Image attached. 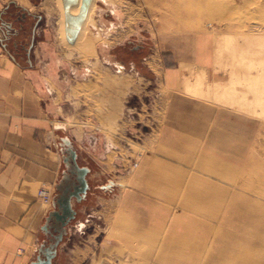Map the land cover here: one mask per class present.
I'll list each match as a JSON object with an SVG mask.
<instances>
[{"label": "rangeland", "instance_id": "rangeland-1", "mask_svg": "<svg viewBox=\"0 0 264 264\" xmlns=\"http://www.w3.org/2000/svg\"><path fill=\"white\" fill-rule=\"evenodd\" d=\"M32 1L33 12L39 14L43 21L47 20L49 34L54 37L61 58L59 67L53 73L59 82L62 79L60 71L63 72L65 81L54 84L50 79L48 83L51 89L57 91L59 102H64L70 115L72 124L67 126L68 132L64 136L69 137L77 152L82 154L80 165L92 170L88 177L90 191L87 199L80 204L74 203L76 220L68 226L54 264H210L220 262L225 254L224 246L230 245L235 249L231 257L238 263L247 259L251 264H260L259 260L264 264V218L242 215L246 209L256 210L264 205V201L263 204L254 203L255 194H264V128L260 130L258 126V123H264V115L260 113L263 109L252 105L248 107L247 104L245 107L232 106L219 94L229 85L228 63L233 50L238 57L247 56L250 59L260 58L264 50L250 53L247 47L246 51L237 46L230 47V50L224 45L220 49V61L215 58L217 39L237 40L240 44L249 37L263 41L264 0H215L217 8L201 11V21L176 18L175 23L167 20L171 16L164 3L167 0H109L107 4L101 0L92 1L88 9L90 13H86L84 21L88 36L96 39V49L94 56L87 59L79 58L78 52L70 50L75 43L71 45L67 42L65 28L61 27L62 0ZM187 2L175 0V5L182 8V4ZM209 23L212 25L208 26ZM204 31L207 35H200ZM205 36L206 41H202ZM199 42H204L206 46L208 61L197 51L199 47L203 48ZM190 50L193 53L187 55V60L200 76L205 92L202 99L217 108L231 107V112L246 116L248 123L241 126L246 133L238 134L239 138L233 144L247 147L248 161L231 167L229 171L218 172L213 171L210 165H199L200 154L192 157L193 165L175 162L168 157L157 158L175 164L180 170H191L184 175L178 174V177L174 176L173 169L166 170L165 165L156 170L160 175L155 184L156 192L172 201L171 204L139 187L140 180L135 175L147 158L145 155L153 148L166 115L168 89L162 81L165 67L181 64ZM71 53L73 56L69 57ZM173 54L180 58L178 62L172 61ZM188 69L190 66H187ZM61 86H65V94L59 88ZM234 90L237 96L253 100V94L247 91L245 85L236 83ZM64 95L65 101H61ZM74 127L83 133L88 153L77 147ZM192 159L188 161L192 163ZM220 159L228 161L231 156H221ZM214 172L223 174L226 181L215 176ZM188 175L210 179L211 186L200 183L197 188L206 190L215 185L218 196L211 200L217 202L191 207L190 200L184 199L186 187L179 184L180 179L183 183L184 176ZM109 181L118 184L117 187L102 190L100 187ZM129 181L132 191L143 194L151 203L159 202L161 207L153 204L154 208L150 207L151 216L145 219L146 225L150 226L137 229L140 217L146 215L139 214L134 209L137 204L130 200L125 215L131 227L117 231L114 224L116 226L118 221L114 219L120 197ZM260 182L262 188L259 187ZM230 209L231 218L229 216L228 221L226 215ZM165 213L164 226L162 216ZM191 221L194 222L191 230L174 234L176 222ZM232 231L237 236L234 239L229 237ZM136 234H142L145 240L137 242L132 237ZM154 234L160 236L158 246L154 245L159 243L153 240ZM250 240L259 242L263 247L252 244ZM166 248H173V252L164 258L161 253L164 255L163 249ZM213 256L217 261L211 260ZM159 257L164 260L159 261Z\"/></svg>", "mask_w": 264, "mask_h": 264}, {"label": "crops", "instance_id": "crops-1", "mask_svg": "<svg viewBox=\"0 0 264 264\" xmlns=\"http://www.w3.org/2000/svg\"><path fill=\"white\" fill-rule=\"evenodd\" d=\"M32 2L0 0V264H29L35 259L43 239L41 228L52 211V207L38 198V192L42 188H48L54 198L55 184L64 170L60 142L64 133L68 132L67 126L72 124L64 102H59L57 91L51 89V84L48 83L50 79L54 84L65 81L63 72L60 71L62 79L59 82L53 73L59 67L61 58L58 56L54 37L49 34L47 20L43 21L39 14L33 12ZM205 47L203 45L197 51L208 61ZM187 52L181 64L165 67L162 81L168 89L166 115L153 148L145 155L147 158L140 164L135 175L140 180L139 187L171 204L172 201L156 192V185L149 180V175L157 167L164 165L175 167L176 177L189 170H180L175 164L157 158L168 157L175 162L193 165L192 157L201 153L228 156L221 150L225 136L230 138L232 146H239L234 145L233 141L239 138L238 134L246 133L241 126L248 123L246 118L234 120L233 117H228L219 112L211 102L187 91L188 84L197 82L201 86L200 76L187 60V55L193 51ZM171 57L174 58L173 62L180 59L176 58V54ZM187 66L190 69L187 70ZM64 87H59L63 94L66 92ZM61 101H65V95ZM230 123L238 127L232 129L229 127ZM226 125V135L217 133L218 129L225 128ZM74 131L77 147L88 153L87 145L82 139L83 133L76 127ZM92 140L97 142L94 137ZM179 147L180 150L177 149ZM214 149L219 152H213ZM78 155L81 159L82 154ZM171 155L180 156L183 161L176 160ZM189 158L192 163L188 161ZM166 170L172 169L170 167ZM131 184L129 181L120 197L114 219L118 221L116 226L114 224L117 231L131 227L128 216L126 219L125 215L130 200L137 204V207H133L139 214L146 215L140 217L137 229L150 226L146 225L145 219L151 216L150 207L153 204L161 207L159 202L151 203L143 194L132 191ZM166 216V213L162 216L163 222ZM132 237L137 242L144 239L142 234ZM154 239L159 241L154 244L158 246L161 243L160 236L154 234ZM20 251L22 252L18 254Z\"/></svg>", "mask_w": 264, "mask_h": 264}, {"label": "bare ground", "instance_id": "bare-ground-1", "mask_svg": "<svg viewBox=\"0 0 264 264\" xmlns=\"http://www.w3.org/2000/svg\"><path fill=\"white\" fill-rule=\"evenodd\" d=\"M47 1H50V0H47ZM92 1H94L96 3V1H99V0H92ZM101 1L104 2L105 4H107L109 0H101ZM187 1L188 2L186 4L185 3L182 4L183 5V6H181L182 8H180V5L179 6H176L175 5V0H174V2H172L171 0H167V2H164L163 1L165 3V5L169 8L168 11H171V16L169 15L168 18H167V20H168L169 23H171V22L175 23L176 18L177 19H180L181 21H196V22H199V21L202 20V17H203V15L200 13L201 11H203V10L204 11L205 10L206 11H209V10H212V9H216L217 6H218V4H217L218 2L215 1V0H187ZM80 4H81V0H80ZM80 4L78 6H75V7H72L71 8V10H70L71 11V14L77 15L79 13ZM87 12H88L87 15H89V13H90L89 10ZM59 18L61 19V21H60L61 27L63 26L65 28V14H64L63 3H62V10H60V16H59ZM88 21L90 22V20H88ZM211 25H212L211 23L208 24V26H211ZM86 27H87L86 21H84L82 23V25H81L80 32L78 34V37L76 39V42H75L74 46L73 47L70 46V50L73 51V52H78L79 53V58H83V59H87L88 57L94 56V52H95V49H96V46H95L96 45V43H95L96 42V39H93L90 36H88ZM200 35H207V33L206 32L205 33H201ZM205 40L206 39L204 38V40H202V41H205ZM247 40L244 39L243 42H241V44H242L241 45L240 42H238L237 40H235V41H233V40L224 41L223 39H217L215 41V46H216V50H217V54H216V57L215 58H216L217 62L220 61V58H221V56H220V49L224 45L226 46V48H229V49H230V47H236V46L237 47H243V49L245 51H246V48L245 47H247V49L249 50L250 53H253V52H256V51L261 52L262 50H264V42H263L264 39L262 41V40H259V39H255V38L249 37V38H247ZM247 42H249L248 45L246 44ZM199 43H202V42H199ZM234 52H235V50H233V52L230 53L229 57L231 59L229 60L230 62L228 61L229 62L228 63V66H230V80H229V85L227 87H225V85H223L225 88L223 87L224 90H222V93L221 92L219 93L220 96H221L220 98L226 99L228 101V104H230L232 106L239 105V107H242L244 105V107H245L246 104H247V106L249 105L248 107H250L252 105L253 107L261 108V109H263V111L260 112V113H261V115H264V58H263L264 54H262L261 57L258 58V59H255V58L250 59L247 56H246V58L238 57L236 54H234ZM71 56H73V53H71L69 55V57H71ZM250 64H251V66H250ZM219 83H221V82H219ZM236 83L243 84V85H245L247 87V91L249 93H252L253 94V100L252 101H250V99L246 98L247 96H245V97H239V96L236 95V92L234 90V87H235ZM201 86H202V84H201ZM201 86H199L197 82L196 83L194 82L193 84H188V87H187L188 90L187 91L190 92V93H192V95H195L197 97H201L202 98V96L205 94V92L202 90ZM239 95H240V93H239ZM219 106H220V103H219ZM230 108L229 109H225V108H219V107L217 108L216 107V109H218L219 112H222L224 114H227L228 117H233L234 120H235V118H238V119H245L246 118V116L242 115L241 113L231 112L232 109L230 110ZM218 110H216V111H218ZM235 110H237V109H235ZM178 117L180 118V116H178ZM190 117H188V118H190ZM237 121H239V120H237ZM173 123L176 124V122H173ZM168 124H170V123H168ZM258 124H259L258 126L260 127V130H262L264 128L263 127L264 123L263 122H260ZM189 126H190V124H189ZM229 127L233 129V128L238 127V126H235L232 123H230V126ZM204 128L202 130H204ZM227 128H228V125H226L225 128L222 127L220 129H218L217 130L218 131L217 133H219L220 135H226V134H224V133H226L224 131V129L228 130ZM197 130H199V129H197ZM211 130H213V128ZM237 132L240 133V131H237ZM225 137L226 138H225V141L223 142V145H222L221 150H222V153L225 152V154H229L228 156H231V159H229L228 161H226V160H221L220 159L221 158V155H215V154H213V155H203V154H200V156L198 158V164L199 165H202V166L203 165H210L214 169L213 171H218V172L219 171L220 172L222 171V172H224V171H229L230 169H232L231 167H237V166H241L242 163H247L248 160H247L246 152H245L247 150V147L232 146L230 144L231 143L230 138L228 136H225ZM183 141H184V139H183ZM175 142H177V141H175ZM177 149L180 150V147L177 148ZM172 157L174 159H176V160L183 161L181 158H179L180 156L179 157L172 156ZM170 167H171V169L175 168V167L168 166V165L165 166L164 168L165 169H170ZM156 170H161V166L157 167ZM156 170H155L154 173H152V174L149 175V180L152 182V184H156L157 181H159V179H160V175H158V172ZM189 173H190V171H189ZM214 174H215V176H217L221 180L227 179L226 177H224L223 174H219V173H215V172H214ZM181 178H182V176H181ZM184 179L185 180H184L183 183H182V181L180 179V185L181 186L183 185V186L186 187L184 199L187 200V201L190 200L189 201V205L191 207L194 206V205L200 206L201 205L200 203L207 204V203L217 202V200L216 201L211 200V199L214 198V196H216V195L218 196V191H217V189H215L216 188L215 185L214 186L212 185L213 188L210 187L211 189H206V190H199L197 188V186L200 185V183L205 184V186H211V184L209 182L210 179H207V178H199L198 176L197 177L196 176H194V177H191L190 176L189 177V175L187 177L184 176ZM261 185H263V184L260 182L259 183V187L260 188H262ZM42 191H48V190L46 188H42L41 190H39V192H42ZM39 192H38V194H39ZM188 194L190 196H188ZM258 194H259L258 196H256V194L254 196V198L256 200V201H254V203H256L257 205L258 204H263L264 194H262V193H258ZM52 201H53V198H52V200L50 202L51 203L50 204L51 207H52ZM229 204H232V202H230ZM242 215L244 217H247V218H252V216H255V217H263L264 218V205L261 208H256V210H251L250 211V209L249 210L246 209L244 211V213H242ZM229 216L231 218V209L229 211V214L226 215L228 221H230ZM227 225L230 226V224H227ZM193 227H194V222L193 221H191V222H184V223L176 222L175 223V226L173 227L174 234H181V233H183L185 231L191 230ZM229 237L231 239H234L237 236H236V233L232 231V232H229ZM250 241H252V240H250ZM244 243H246V240H245ZM251 243L252 244H256V245H260L261 247H263L262 244H258L259 242L257 243V242L252 241ZM167 248H168V246H167ZM167 248L166 249H163L164 250V255H163V253H161V255L164 256V258H166V256L168 255V253L173 252V250H172L173 248L172 249H167ZM187 250H188V248H187ZM234 250L235 249H234V247L232 245H230V246H224L223 252H225V254L222 257V260H220V262H214V263H210V264H251L250 262H247V259H243V258H242L243 260L240 263H238L237 261H235L231 257L234 254ZM164 258L162 257L163 260H164ZM158 259H160L159 261L162 260L161 257H159ZM211 260L217 261L215 259V256H213L211 258ZM259 261H260V264H262V260H259Z\"/></svg>", "mask_w": 264, "mask_h": 264}, {"label": "water", "instance_id": "water-1", "mask_svg": "<svg viewBox=\"0 0 264 264\" xmlns=\"http://www.w3.org/2000/svg\"><path fill=\"white\" fill-rule=\"evenodd\" d=\"M62 3L65 14L66 39L69 44L73 45L92 0H81V4L80 0H62ZM79 4V13L77 15L71 14V8ZM60 146L64 170L60 173L55 184L56 193L52 201V211L49 212L41 228L44 234H52L53 238L48 246L45 243L40 244L35 259L29 264H54L58 247L67 234L68 226L76 220L77 212L74 203H82L90 191L88 177L92 173L91 168L80 165L78 152L69 137H62ZM117 185L113 181H109L100 188L108 191Z\"/></svg>", "mask_w": 264, "mask_h": 264}, {"label": "built area", "instance_id": "built-area-1", "mask_svg": "<svg viewBox=\"0 0 264 264\" xmlns=\"http://www.w3.org/2000/svg\"><path fill=\"white\" fill-rule=\"evenodd\" d=\"M41 190V189H40ZM39 198L48 206L51 207V200H52V192L51 191H42L38 194ZM22 251H20L18 254H20Z\"/></svg>", "mask_w": 264, "mask_h": 264}, {"label": "flooded vegetation", "instance_id": "flooded-vegetation-1", "mask_svg": "<svg viewBox=\"0 0 264 264\" xmlns=\"http://www.w3.org/2000/svg\"><path fill=\"white\" fill-rule=\"evenodd\" d=\"M87 199V198H86ZM85 201V200H84ZM53 238L52 234H44L43 233V239L41 241V243H45L46 246H48L51 243V239ZM44 240V241H43Z\"/></svg>", "mask_w": 264, "mask_h": 264}]
</instances>
